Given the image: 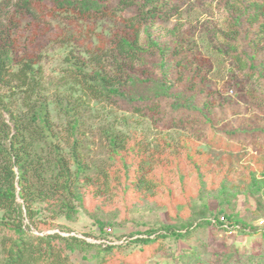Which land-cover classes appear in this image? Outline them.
I'll return each instance as SVG.
<instances>
[{"label":"trees","instance_id":"16d2710c","mask_svg":"<svg viewBox=\"0 0 264 264\" xmlns=\"http://www.w3.org/2000/svg\"><path fill=\"white\" fill-rule=\"evenodd\" d=\"M177 2L0 0V264H74L73 253L93 244L75 235L36 234L35 231L50 229L53 220L59 217L75 218L88 189L99 194L112 193L120 182L128 187V180L134 181L132 176H137L140 184H144L143 180L149 183L151 178L144 179L146 173L172 164L173 156L167 152L174 149L172 143H166L160 156L152 152L150 143L141 141L135 142V146L129 145L126 130L104 126L102 136L111 161L105 169L94 172L85 153L88 129L83 110L87 109L88 99L130 105L139 102L138 112L148 108L153 115L160 112L163 99H170L176 112L186 113L176 123L192 127L199 140L203 137L217 143L211 111L219 107L211 98L213 91L197 88V83L192 88L178 89V84L185 79L178 70L191 66L187 58L189 45L182 38L171 39L155 31L156 20L172 14ZM221 3L225 10V25L220 33L226 45L224 53L240 64L247 78L264 77V62L258 59L262 53L256 49V44L264 39V0H221ZM125 11L130 13L123 16ZM64 16L79 22L119 18L111 51L116 61H124L119 68L125 76L110 75L100 67L89 70L82 65L84 62L67 57L65 76L72 80L68 87L71 91L64 93L59 89L53 99L58 114L65 118L60 130L43 80L40 33L45 29L42 24L46 18ZM191 82L189 79L188 83ZM135 93H138L137 99L130 95ZM248 121L247 127L240 128L243 135L264 132L254 124L255 116ZM236 131L238 127L221 130L230 136ZM186 139L182 141L185 159L175 161L177 166L170 170H181L183 174L186 164L206 177L204 169L209 165V150ZM252 179L254 184L258 182L255 174ZM206 181L203 179L202 185H209ZM151 184L156 189L159 183L151 180ZM227 185L223 187L227 191L224 195L229 194ZM263 187L264 182L257 188ZM43 211L50 214L51 221L40 216ZM209 215L203 209L194 211L192 218L184 219L183 233L171 227L167 235L198 234L212 224ZM237 217L222 210L217 217L218 226L223 230L227 229L225 224L244 230L254 228ZM136 240L148 245L156 241L150 237ZM113 249V245L99 246L98 254L102 256L99 263L105 264L114 255Z\"/></svg>","mask_w":264,"mask_h":264},{"label":"rangeland","instance_id":"374dc122","mask_svg":"<svg viewBox=\"0 0 264 264\" xmlns=\"http://www.w3.org/2000/svg\"><path fill=\"white\" fill-rule=\"evenodd\" d=\"M129 13L125 11L122 15ZM166 17L156 20L155 31L171 39L182 38L189 45L187 58L191 66L178 70L185 77L178 89L192 88L197 83V88L213 91L211 98L219 107L211 111L217 143L203 137L199 140L192 127L176 123L186 113L176 112L170 99H163L160 112L154 115L148 108L138 112L139 102L130 105L88 99L87 109L83 110L88 129L85 153L94 172L105 169L111 161L102 136L104 126L126 130L129 145L150 143L156 155L162 156L166 143H172L174 149L167 151L173 156L172 164L146 173L144 179L158 181L156 189L151 180L140 184L137 176H132L134 181L129 179L128 187L120 182L112 193L86 190L75 218L59 217L53 220L50 229L35 233L75 235L93 244L73 253L74 264H101L98 248L108 245L114 246V255L108 256L105 264H264V230L259 226V220L264 218V187L257 188L264 182V132L248 136L240 129L247 127L248 120L255 116L254 124L264 130V77L247 78L240 64L224 53L226 45L220 33L225 25V10L221 0H178L175 11ZM119 25V18L79 22L64 16L44 20L40 65L50 109L60 130L65 118L58 114L53 99L59 89L64 93L71 91L68 87L72 80L65 76L67 57L84 62L82 65L89 70L100 67L110 75L125 76L119 68L124 61H116L111 51L113 34ZM256 46L262 53L258 59L264 62V39ZM189 79L193 82L188 83ZM130 95L137 99L138 93ZM5 116L9 118L8 113ZM237 127L239 131L232 136L221 132ZM188 138L210 152L209 165L204 169L206 177L186 164L183 174L181 170H170L177 166L175 161L185 159L182 141ZM253 174L258 180L256 184ZM203 179L209 185H202ZM225 183L228 195H224ZM201 209L205 214L210 212L212 218V224L205 230L189 237L167 235L171 227L183 233L184 219L192 218L194 211ZM221 209L237 214L238 219L254 228L223 230L217 223ZM40 216L52 220L46 211ZM146 237L156 241L148 245L136 240ZM228 255L230 261L226 259Z\"/></svg>","mask_w":264,"mask_h":264},{"label":"built area","instance_id":"2783aa9c","mask_svg":"<svg viewBox=\"0 0 264 264\" xmlns=\"http://www.w3.org/2000/svg\"><path fill=\"white\" fill-rule=\"evenodd\" d=\"M222 220H224V219L222 218ZM259 226L264 230V218H261V219L259 220ZM224 227L227 228V232H231L232 229H236V230L239 229L238 226H237L236 228H233V227H230V226L227 225V224H225Z\"/></svg>","mask_w":264,"mask_h":264}]
</instances>
